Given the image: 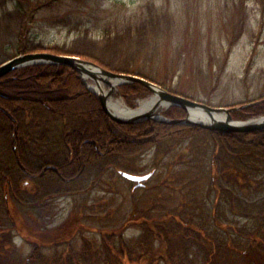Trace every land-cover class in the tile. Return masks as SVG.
Listing matches in <instances>:
<instances>
[{
  "label": "trees",
  "instance_id": "16d2710c",
  "mask_svg": "<svg viewBox=\"0 0 264 264\" xmlns=\"http://www.w3.org/2000/svg\"><path fill=\"white\" fill-rule=\"evenodd\" d=\"M52 2L54 0L13 1L14 11L21 19L17 41L19 51L45 50L78 55L113 71L142 75L173 91L166 76L158 79L134 65L133 60L139 53L136 54L138 44H127L125 48L117 32H106L101 35L102 42L89 44L86 43V32L69 48L35 42L31 33H27V22L35 11ZM234 7L237 13L241 10L239 5ZM157 20L160 17L150 13L149 22L153 24ZM2 79L0 185L3 184V198L6 192L9 202L16 208L17 219L15 224L10 219L8 228L1 226L0 232L6 235L11 229L17 230L31 245L29 256L32 259H41L39 253L42 249L52 246L48 237L53 234L41 230L42 226L30 221L27 214L36 212L48 198L76 194L83 187L86 190L89 182H96L109 168L121 166L132 172L134 169L128 162L148 148H153L154 155H157L168 142H182L201 133L207 136L213 147L215 163L209 173L219 172L220 176L226 175L224 179L228 176L230 182L237 184L229 188L231 186L211 183L206 191L212 199L210 217L215 225H211V230L203 221H195L196 199L193 198V204L185 207V215H179L176 209H164L163 205L158 208V204L141 210L136 215L138 218L127 219L124 223H133L140 231L131 246L126 239L117 237L121 232L118 230L100 233L102 246L118 242L126 260L139 261L140 264H195L198 244L201 245V264H264V130L224 133L153 119L133 124L117 123L106 115L97 96L86 88L78 73L66 65H30L9 72ZM120 89L126 98L132 100L149 92L138 82L123 84ZM251 112L264 113V107L252 105L233 112V116ZM165 115L180 118L185 113L180 107L170 106ZM123 160L127 162L125 166L120 163ZM166 179L163 177L155 186L167 185ZM26 183L34 187L37 197L25 191ZM250 185L256 188L250 193L237 191ZM188 186H181L184 192L179 191L180 201L183 196L190 199L193 195L185 190ZM215 188L216 196L212 198L210 194ZM223 193L230 194V197H224L225 202L219 203ZM153 210L158 211L153 215ZM224 220L229 223L223 224ZM107 236H112L111 242L106 240ZM69 240L63 238L53 245L70 244ZM91 252L88 250L80 259L76 257L72 264H96L101 257L96 255L88 259ZM120 253L118 245H113L111 252L106 250L105 255L110 259L117 255L121 259ZM86 257L88 261L83 262Z\"/></svg>",
  "mask_w": 264,
  "mask_h": 264
},
{
  "label": "rangeland",
  "instance_id": "374dc122",
  "mask_svg": "<svg viewBox=\"0 0 264 264\" xmlns=\"http://www.w3.org/2000/svg\"><path fill=\"white\" fill-rule=\"evenodd\" d=\"M13 1L0 0V63L24 53L17 49L21 19L14 11ZM235 5L241 8L238 13ZM150 13L159 16L160 20L150 23ZM26 26L35 42L66 48L86 32L87 44L100 42L101 35L106 32H117L125 48L127 44H138L136 54L139 53L133 60L134 65L158 79L166 76L172 92L211 106H233L264 99V0L241 3L239 0H54L35 11ZM152 95L149 90L133 100L123 94L121 98L129 107L136 108L139 101ZM254 105L264 107V101ZM260 115L264 113L251 112L233 117L247 120ZM212 151L207 136L196 133L189 140L168 142L157 155L153 148H148L128 162L134 173L154 172L140 185L120 175L117 170L126 169L118 166L109 168L94 183L88 180L86 190L83 187L76 194L48 198L45 205L27 217L42 226L41 230L52 232L53 237H48L52 246L42 249L41 259H32L29 256L31 245L17 230L11 229L6 235L0 232V263L72 264L88 250L92 251L88 259L100 255L96 264L139 263L127 261L121 245L111 242L112 236L106 237L112 244L104 246L109 244L108 252H111L113 245H118L123 260L117 255H113L112 260L106 256L102 232L121 231L119 234L131 246L140 231L133 223L125 225L127 219L138 218L136 215L141 210L155 204L158 208L163 205L164 209H176V213L185 215V207L193 204V198L196 199L195 221H203L211 230V225H215L210 217L212 199L206 191L211 183L231 186L229 188L237 185L233 180L230 182L228 176L224 179L226 175L209 173L215 163ZM120 163L125 166L127 162ZM163 177L167 178V185L155 186ZM183 184L190 185L185 190L193 195L190 199L183 196L180 201L179 191L184 192ZM0 187V227L8 228L10 219L15 224L16 208L9 202L6 192L3 198V184ZM24 189L35 194L30 183H26ZM215 189L210 194L212 198L216 196ZM255 189L250 185L237 191L250 193ZM220 195L219 203L225 202L224 197H230V194ZM157 211L153 210L151 214ZM231 218L245 223L242 219ZM226 222L229 223L224 220L223 224ZM26 223L30 224L27 220ZM63 238H70V244L53 245ZM198 246L195 264H201V245ZM103 256H106L104 261ZM82 261H88L87 257Z\"/></svg>",
  "mask_w": 264,
  "mask_h": 264
},
{
  "label": "water",
  "instance_id": "95a60500",
  "mask_svg": "<svg viewBox=\"0 0 264 264\" xmlns=\"http://www.w3.org/2000/svg\"><path fill=\"white\" fill-rule=\"evenodd\" d=\"M34 64L66 65L73 68L87 89L97 96L107 116L118 123H137L146 119H153L165 123L194 125L224 133L264 130V115L247 120L233 117L234 111L258 104L264 99L233 106H211L173 93L144 76L113 71L78 55L59 54L49 51L20 53L0 63V81L10 71ZM133 82L143 84L153 93L148 99H143L141 100L142 102L139 101V107L136 108L129 107L123 101L120 91L121 85ZM112 96L122 99L127 109L125 113L118 111L115 105L111 104ZM169 106L181 107L185 111V116L182 118L165 116V110ZM134 110L139 111L137 113H128ZM119 173L129 180L136 181V185H140L143 180L148 179L152 175L153 171L135 174L119 170Z\"/></svg>",
  "mask_w": 264,
  "mask_h": 264
},
{
  "label": "bare ground",
  "instance_id": "6f19581e",
  "mask_svg": "<svg viewBox=\"0 0 264 264\" xmlns=\"http://www.w3.org/2000/svg\"><path fill=\"white\" fill-rule=\"evenodd\" d=\"M105 68V67H104ZM142 102V101H141ZM111 104L115 105L116 109L118 111H122L123 113H125L127 111V109L125 108V104L123 103L122 99L112 96L111 98ZM139 110H134V111H130L128 113H137ZM161 122V121H160Z\"/></svg>",
  "mask_w": 264,
  "mask_h": 264
},
{
  "label": "flooded vegetation",
  "instance_id": "af4514ba",
  "mask_svg": "<svg viewBox=\"0 0 264 264\" xmlns=\"http://www.w3.org/2000/svg\"><path fill=\"white\" fill-rule=\"evenodd\" d=\"M28 192H30V191H28ZM16 215H17V211H16ZM117 237H121V238H122L123 236H122V234H121V235H118ZM104 247H105V249L108 251L109 248H110V245L107 244V245H105ZM122 260H123V257L121 258V261H122ZM135 264H140V263H135Z\"/></svg>",
  "mask_w": 264,
  "mask_h": 264
}]
</instances>
